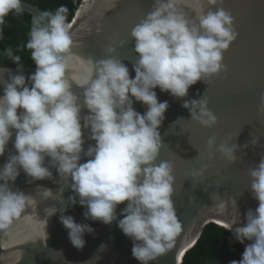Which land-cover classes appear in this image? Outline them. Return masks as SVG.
Here are the masks:
<instances>
[{"label": "clouds", "instance_id": "obj_1", "mask_svg": "<svg viewBox=\"0 0 264 264\" xmlns=\"http://www.w3.org/2000/svg\"><path fill=\"white\" fill-rule=\"evenodd\" d=\"M222 2L153 0L151 10L130 32L133 50L138 54L132 69L134 77L114 55L116 46L124 41L106 45L101 59L72 55L74 43L66 23V6L32 18L24 47L30 50L35 72L27 78L20 71L10 74L0 91V156L10 141L15 150L0 164V229H7L34 202L30 194L12 187L20 172L31 183L52 180L51 169L55 168L59 180L54 182L71 180L74 195L69 200L86 209L84 219L106 225L116 221L131 239V254L140 264H150L171 249L181 222L172 199L173 163H157L162 147L159 127L168 102L159 101L154 89L184 98L197 81L207 84L211 77L225 71L223 53L238 33L233 17L218 6ZM184 6L195 8L194 18H188ZM21 11V0H0V25L9 13ZM6 54L18 69L22 67L21 57L11 48ZM73 59H78L81 71L71 70ZM70 81L82 91L74 93ZM134 101L146 106L143 114L134 109ZM200 103L199 123L211 127L217 118L207 108L206 98ZM183 106L188 108V100ZM259 110L264 112V94ZM85 130L87 139L95 141L87 149ZM251 143L256 145L258 140ZM206 144L209 161L215 148L228 163L236 161L239 147L248 146L216 145L215 137H209ZM82 157L87 158L83 163ZM208 167L202 163L190 171L189 177L201 182ZM248 176L258 206L248 209L243 218L236 207L241 219L234 216L228 229L244 244V251L241 259L229 264H264V154L248 169ZM37 188L45 198L53 194L50 189ZM125 202L118 219L117 206ZM55 212V206L46 209L47 218ZM59 219L68 230L70 243L83 248L84 235L93 233V228L77 223L71 215L61 214ZM46 223L47 219L44 229Z\"/></svg>", "mask_w": 264, "mask_h": 264}, {"label": "water", "instance_id": "obj_2", "mask_svg": "<svg viewBox=\"0 0 264 264\" xmlns=\"http://www.w3.org/2000/svg\"><path fill=\"white\" fill-rule=\"evenodd\" d=\"M85 2L82 0L68 24L74 43L72 55L78 59H101L106 45L124 41L122 46H116L114 55L129 68L130 77H134L132 69L138 54L133 50L130 32L151 10L153 0H88L78 18L77 12ZM21 6L33 16L44 13L37 5L24 0H21ZM218 6L233 17L238 33L223 53L225 71L211 77L207 84L197 81L189 87L184 98H175L158 87L154 89L159 101L168 102L159 127L162 147L157 163L160 160L173 163L172 199L181 230L171 249L150 264H180L183 254L196 243L205 224L214 222L228 228L234 216L241 219L237 209L243 218L248 209L254 210L258 206L249 188L248 169L264 154V112L259 110L261 94H264V0H223ZM184 10L189 19L194 18V7L184 6ZM207 10L208 6H205L204 11ZM211 10L215 11L216 7ZM78 59L70 61L72 71L82 70ZM35 68L34 62L19 69L0 65V86H4L10 74L20 71L27 78ZM70 84L74 93L82 91L74 82L70 81ZM204 98L208 101L207 108L217 118L211 127L199 123L202 116L200 99ZM185 100H188V108L183 106ZM133 107L141 114L146 110V106L136 101ZM82 113L87 114V109L82 108ZM87 135L85 130V149L95 143L88 140ZM209 137H215L216 145L223 142L229 146H248L238 148L234 163L225 161L215 148L209 161L206 144ZM253 139L258 140L256 145H252ZM14 152L10 141L4 155L0 156L3 159L0 164ZM198 154L204 159L201 160ZM86 159L82 157L81 163ZM202 163L209 167L201 182L195 183L189 173ZM51 171L52 180L31 183L21 171L12 185L14 189L30 194L34 202L14 218L7 229H0V264H140L131 254V239L117 227V222L106 225L85 220L83 212L86 209L78 203L72 205L69 200L74 195L71 180L56 183L54 181L59 177L55 168ZM38 186L50 189L53 194L45 198ZM125 204L117 206L118 219ZM53 206L56 212L47 218L46 209L50 211ZM61 214L71 215L77 223H88L93 228V233H85L83 248L77 249L70 243L68 230L59 219Z\"/></svg>", "mask_w": 264, "mask_h": 264}, {"label": "trees", "instance_id": "obj_3", "mask_svg": "<svg viewBox=\"0 0 264 264\" xmlns=\"http://www.w3.org/2000/svg\"><path fill=\"white\" fill-rule=\"evenodd\" d=\"M37 5L44 12H52L64 5L68 8L66 23L69 24L82 0H24ZM81 7V6H80ZM34 16L26 11L11 12L0 25V65L17 67L7 56L11 48L14 55L21 57L22 66H31L30 50L24 47L29 39L31 20ZM3 86H0L2 91ZM2 160V159H0ZM245 243H248L245 241ZM244 244L235 240L232 232L214 222L205 224L196 243L182 256L180 264H229L241 259Z\"/></svg>", "mask_w": 264, "mask_h": 264}, {"label": "bare ground", "instance_id": "obj_4", "mask_svg": "<svg viewBox=\"0 0 264 264\" xmlns=\"http://www.w3.org/2000/svg\"><path fill=\"white\" fill-rule=\"evenodd\" d=\"M87 2H88V0H86V2L83 3V4L81 5V7L79 8V10H78V12H77V17H78V18L83 14V12H84V10H85V8H86Z\"/></svg>", "mask_w": 264, "mask_h": 264}, {"label": "flooded vegetation", "instance_id": "obj_5", "mask_svg": "<svg viewBox=\"0 0 264 264\" xmlns=\"http://www.w3.org/2000/svg\"><path fill=\"white\" fill-rule=\"evenodd\" d=\"M1 162H3V159H2V160H0V163H1Z\"/></svg>", "mask_w": 264, "mask_h": 264}]
</instances>
